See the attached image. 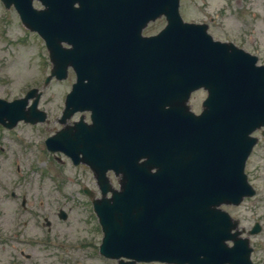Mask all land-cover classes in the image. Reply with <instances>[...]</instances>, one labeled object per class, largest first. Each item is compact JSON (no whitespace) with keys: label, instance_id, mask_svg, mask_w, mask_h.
<instances>
[{"label":"water","instance_id":"water-1","mask_svg":"<svg viewBox=\"0 0 264 264\" xmlns=\"http://www.w3.org/2000/svg\"><path fill=\"white\" fill-rule=\"evenodd\" d=\"M13 1L22 24L37 31L49 50L53 66L45 83L65 77L69 65L77 73L60 121L91 112V125L65 127L46 146L93 171L102 193L92 201L103 232L100 253L130 260L118 264H251L247 238L230 235L236 222L218 207L254 192L243 168L256 142L249 136L264 125V67L232 46L212 43L202 27L183 23L178 0H135L141 27L161 14L168 25L157 37L136 39V53L128 55L112 23L108 31L102 22L101 0L90 1L92 11L77 12L70 11L73 0H39L41 11L31 0ZM115 1L109 0L110 12ZM122 39V45L131 43L130 31ZM62 41L71 48L62 49ZM122 54L132 82L128 105L120 97L114 103L111 88L109 67ZM200 87L208 96L196 116L186 103ZM39 97L32 89L24 99H0V124L44 120ZM108 170L120 174L119 190L112 189Z\"/></svg>","mask_w":264,"mask_h":264},{"label":"rangeland","instance_id":"rangeland-1","mask_svg":"<svg viewBox=\"0 0 264 264\" xmlns=\"http://www.w3.org/2000/svg\"><path fill=\"white\" fill-rule=\"evenodd\" d=\"M223 3L225 0H209L205 7L202 0H195L184 3L179 11L185 21L201 22L205 15L218 13ZM243 5L245 9L240 11L233 2H228L230 9L219 17V29L213 28V34L220 40L229 39L246 52L257 55L258 63L264 64V0H246ZM229 12L233 13L230 17ZM5 15L0 13V98L11 101L23 97L32 87L41 89L48 74L49 61L41 39L36 34L27 33L13 13L7 17ZM164 25V21L157 20L146 33H157ZM73 81L74 76L69 72L65 81L52 80L43 90L38 106L47 114L46 123L36 126L21 123L10 133L0 130V194H3L1 188L9 192L22 185L19 191H14L29 192V199L34 204L41 198L42 215L56 221L53 231L58 239L54 238V245L50 243L51 246L43 251L40 247H34L33 257L26 261L28 264H116L115 260L98 255L101 231L99 226L96 229L92 205L82 193L86 186L95 198L100 196L91 171L86 166H72L59 153L49 154L43 150L44 137L59 128L56 119L63 108L65 93ZM204 96L203 91L191 96L189 104L193 112L199 111ZM76 117L79 115L73 118ZM254 136L258 143L245 163V174L256 193L240 206L224 209L240 221L241 228L247 229L255 221L261 224L262 231L250 237L251 260L253 264H264V131H256ZM15 168L22 176L16 174ZM24 179L27 183L23 182ZM111 181L116 187L112 176ZM14 204L11 198L0 201L3 221L11 220ZM59 210L67 214L65 221L57 219L55 213ZM50 236L54 237L53 232L49 233ZM3 246L0 244V264H7L11 257L2 249Z\"/></svg>","mask_w":264,"mask_h":264},{"label":"flooded vegetation","instance_id":"flooded-vegetation-1","mask_svg":"<svg viewBox=\"0 0 264 264\" xmlns=\"http://www.w3.org/2000/svg\"><path fill=\"white\" fill-rule=\"evenodd\" d=\"M91 0H73L72 1V9H80L85 8L92 11V4L90 3ZM191 1L195 0H180V8L183 7L184 3H189ZM115 5L111 12L109 11L108 7L110 6L109 0H101V4L97 6V9L102 7L104 9V14H106V17L104 20H102L103 24L107 26V30L110 31V23H112V29L115 31V34L119 32V35H121V38L124 37V35L127 34V26L129 24V30L131 35V43H128L126 40L123 46L125 47V52L127 53L129 51V46L135 47L134 42V30L136 28V23L138 22V19L134 12V4L135 2L133 0H117L115 1ZM203 3H205V7L208 6L209 0H202ZM231 4V2L236 5L237 8L245 9L243 4L246 3V0H225V3H223V7L219 10L218 13L212 14V15H205V18L201 20V22H197L199 24H205L206 25V31L209 32V34L214 38L215 40L219 41H230L229 39L224 38V40H220L213 34V28H217V25L219 23V17L226 14L228 9L230 7L228 6ZM33 6L40 9V5L37 1L33 0ZM0 10H6L2 4L0 3ZM13 8L11 7L7 11H11ZM70 10V11H71ZM5 11V12H7ZM77 12V11H76ZM119 13L121 14L120 18L115 17V15ZM185 14V13H184ZM229 17L232 16V12H229ZM240 14H243L241 12ZM123 15V17H122ZM126 15V17H125ZM184 17V16H182ZM157 20H163V18L156 19L155 21H150L146 25L144 29L140 31V35L142 36H153L156 33H146V30L153 24L157 22ZM221 21V20H220ZM244 21H248L247 19ZM89 25H94V20L89 21ZM232 42V41H230ZM233 43V42H232ZM235 44V43H233ZM236 45V44H235ZM121 46V43H120ZM119 46V47H120ZM135 48H131V50H135ZM111 69V80H113L111 87L113 90L114 95V101H116L121 94L124 95V97L127 99V95H129L130 91L126 89V86L130 85V81L128 80V73L129 71V65H122V66H114L110 67ZM84 116V120L86 119V114H82ZM1 148V147H0ZM17 175L22 176L21 172H16ZM23 182H26V179L23 180ZM27 183V182H26ZM20 185V184H19ZM22 186V185H21ZM18 186L15 188V191H19L20 187ZM4 188H1V192L3 194H0V201L2 199H8L11 198L12 201L15 202L14 204V210L12 211L11 220L9 222L3 221L4 215H2V211H0V244L4 245L2 249L6 251V253L9 254L11 257L10 261H7V264H28L26 261L30 260L33 257V249L34 247L41 248L42 251L50 247L51 245H54L55 239H58V235L54 233V227H56V221L55 220H49L48 217L43 216L40 209L42 208L41 204H43V201L41 198H38L40 201L35 202L30 201L28 193L27 192H15L14 190H11L9 192L4 191ZM37 200V197H36ZM39 203V204H38ZM230 208V207H228ZM57 219L58 217V211L55 213ZM52 218L51 216H49ZM40 232V233H39ZM53 232L54 237L50 236L49 233ZM55 238V239H54ZM54 240V241H51ZM51 241V242H50ZM51 243V245H49ZM49 245V246H48ZM58 247H61L60 244L57 243ZM9 249V250H8ZM26 250V251H25ZM3 255V253H2ZM19 258V259H17ZM21 260V261H20ZM1 262V260H0ZM43 264H46L45 262Z\"/></svg>","mask_w":264,"mask_h":264}]
</instances>
